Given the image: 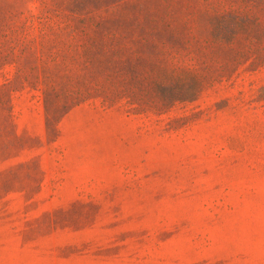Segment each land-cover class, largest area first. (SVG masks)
Instances as JSON below:
<instances>
[{"label": "rangeland", "instance_id": "1", "mask_svg": "<svg viewBox=\"0 0 264 264\" xmlns=\"http://www.w3.org/2000/svg\"><path fill=\"white\" fill-rule=\"evenodd\" d=\"M0 264H264V0H0Z\"/></svg>", "mask_w": 264, "mask_h": 264}]
</instances>
